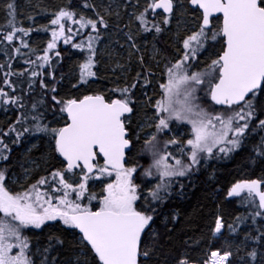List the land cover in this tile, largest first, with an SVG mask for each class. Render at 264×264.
I'll return each instance as SVG.
<instances>
[{
  "label": "snow or ice",
  "instance_id": "obj_1",
  "mask_svg": "<svg viewBox=\"0 0 264 264\" xmlns=\"http://www.w3.org/2000/svg\"><path fill=\"white\" fill-rule=\"evenodd\" d=\"M29 5L38 12H27V27L18 19L17 0L0 5L6 14L0 109L15 115L0 128V264H169L160 259L157 225L163 217L171 233L168 223L180 219L163 213L174 195L183 197L186 184L210 161L243 149L250 150L252 164H264V0ZM37 14L47 22L37 26ZM33 32L50 33L44 47L28 39ZM114 34H122L124 43L113 41ZM147 34L153 40L171 34L172 57L154 44L146 61L138 37ZM112 43L126 57L109 51ZM61 45L82 54L72 83L78 91L98 79V57L107 55L112 75L123 80L110 89L113 96L61 97ZM133 58L138 70L129 82ZM26 137L45 141L47 154L30 158L33 145L14 165L13 146ZM12 183L17 190L9 189ZM226 196L247 209L227 225L243 241H225L235 251H212L203 264H264V180L237 181ZM242 225L251 231L241 233ZM223 229L217 214L209 241L220 239ZM200 243L184 241L189 248ZM171 264L197 262L184 251Z\"/></svg>",
  "mask_w": 264,
  "mask_h": 264
},
{
  "label": "trees",
  "instance_id": "obj_2",
  "mask_svg": "<svg viewBox=\"0 0 264 264\" xmlns=\"http://www.w3.org/2000/svg\"><path fill=\"white\" fill-rule=\"evenodd\" d=\"M4 2L5 0H0V5ZM43 2L50 7H56L64 4L65 0H43ZM79 2L80 0H73L74 4H78ZM17 4L19 5L18 19L22 20L24 26L27 27L30 24L26 19L27 12H38V10L29 5V0H17ZM126 19L127 17H125V20ZM36 22L37 26H39L40 23H46L47 18L37 14ZM5 23L6 14L5 11L0 8V25H4ZM133 30H135V27H133ZM33 38L36 39L33 40ZM46 38H50V33L33 32L32 37L28 39L42 48L45 46L44 41ZM111 39L113 41H120L124 39V37L122 34H114ZM138 40L142 42V50L144 51L146 61H148L151 56V50L154 44L169 58H171L174 53L175 45L172 43L171 34H163L156 40L152 39V34H147L146 36L138 37ZM113 47L115 51L121 55V48L119 45L112 43L111 48ZM60 50L63 54V62L56 69V76L57 80H59L61 74H63L64 79L60 83H57L56 87L61 97L81 96L86 92L87 94L101 93L104 94L107 99L109 96H113L110 89L117 84L123 83V80L117 81L114 78L109 70L108 61L105 60V55H103L98 57V59H101V64L98 65V79L95 82H90L91 87L84 88V86H82L84 90L78 91L72 87V83L76 81V64L77 61L81 59L82 54L75 49H70V46L61 45ZM3 59H5V57L0 53V61ZM13 67H17V65L14 64ZM137 70L138 66L135 62V58H133L130 72L127 77L129 82H131V78ZM138 94L139 89L137 90V95ZM56 116H59L58 112ZM48 118H54L51 110L48 112ZM14 119L15 115L13 112H5L3 109H0V128H7ZM33 145H36V147L32 148ZM29 148H32L30 158H36L47 154V144L45 141L39 140L36 137H26L19 147L13 146L11 160L14 165L24 162L22 159L23 153ZM251 158L250 150L243 149L230 158L210 161L207 169H203L192 178L190 184H186L183 197L174 195L169 204L164 207L163 213L166 216H170L172 212H176L179 214L180 219L176 221L175 224L171 222L168 223V228L172 229L171 233L166 231L163 217H161V222L157 225V230L160 233V244L157 245V247L163 245V249L159 253L161 261L166 259L169 264H171V261L174 260L176 256L181 252L187 251L192 260H195L197 264H203V262L207 260L208 249L235 251V247L229 248V246L225 244V241H229V243L235 241L236 244H239L243 241V235H230L227 231V225L235 223V217L246 214L247 209L240 205L238 198L228 199L226 192L232 184L237 181L251 179L264 180V164H261L259 161H257L256 164H252L250 162ZM55 164L56 161L53 159L49 167ZM12 171L19 174L20 168L14 166ZM211 171L215 172V179L213 180L209 179ZM217 214L223 217L225 229L220 239L209 241L210 229L214 226V216ZM53 231H56V229H53ZM248 231H251V227L240 226L241 233H246ZM169 235L171 236V240L168 239ZM67 238L69 241L74 239L71 235H68ZM189 238H200L201 243L195 247L189 248L184 244V241L189 240ZM39 240L43 243L44 237H39ZM249 245L254 246V242L249 241ZM239 255L243 257L245 255V250L241 249Z\"/></svg>",
  "mask_w": 264,
  "mask_h": 264
},
{
  "label": "rangeland",
  "instance_id": "obj_3",
  "mask_svg": "<svg viewBox=\"0 0 264 264\" xmlns=\"http://www.w3.org/2000/svg\"><path fill=\"white\" fill-rule=\"evenodd\" d=\"M97 2H98V0H97ZM133 27H135V26H133ZM120 41H121V43H124V39H121ZM113 49L115 50V48L113 47V48L109 49V51H111V50H113ZM124 51H125V50L121 49V56H123V57L127 55V54H126V51H125V52H124ZM115 52H117V51H115ZM117 53H118V52H117ZM104 58H105L106 61H108V56H107V55H105ZM153 87H154V85H149V88H150V89H152ZM151 94H152L151 91H149V95H151ZM15 185H17V184H15V183L10 184V185H9V189L12 190V191L17 190V189H18V185H17V186H15ZM15 187H16V188H15ZM94 203H95V202H94ZM210 251H211L210 249H208V251H207V256H208V257H207V260L210 259V253H211Z\"/></svg>",
  "mask_w": 264,
  "mask_h": 264
},
{
  "label": "water",
  "instance_id": "obj_4",
  "mask_svg": "<svg viewBox=\"0 0 264 264\" xmlns=\"http://www.w3.org/2000/svg\"><path fill=\"white\" fill-rule=\"evenodd\" d=\"M159 11H162V10H159ZM222 233H223V230H222Z\"/></svg>",
  "mask_w": 264,
  "mask_h": 264
}]
</instances>
